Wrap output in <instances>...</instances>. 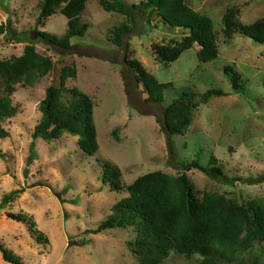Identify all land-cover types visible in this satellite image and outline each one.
I'll use <instances>...</instances> for the list:
<instances>
[{"label": "rangeland", "instance_id": "rangeland-1", "mask_svg": "<svg viewBox=\"0 0 264 264\" xmlns=\"http://www.w3.org/2000/svg\"><path fill=\"white\" fill-rule=\"evenodd\" d=\"M44 0H0V24L12 22V31L0 35V60L23 54L34 44L53 59L54 68L33 86L18 84L13 95L15 116L3 125L8 136L0 139V205L12 191L21 192L0 208V241L26 264H141L132 243V227H116L94 234L107 221L114 206L128 196L127 187L154 171L178 175L192 161L209 166L218 159L229 181L213 179L198 169L187 172L197 194L216 192L249 205L264 200V44L236 33L223 34V16L237 9L238 18L251 24L264 18V0H186L209 16L218 33L219 56L210 62L198 58V44L168 65L156 58L155 44L182 40L189 30L172 27L158 14L136 12V29L119 47L109 41L112 31L126 22L125 15L109 12L100 0H88L81 23L89 25L85 36L72 38L77 50L63 49L40 36L47 31L62 37L68 19L58 12L40 23ZM140 4L147 0H124ZM80 53H85L82 55ZM139 60L160 82L171 83L163 103L147 102L125 55ZM64 66L77 69L66 86L87 94L94 105L99 150L83 152L79 137L68 133L53 141L35 139L40 123V103L50 86L59 87ZM231 75L239 78L235 91ZM220 89L224 96L205 102L203 94ZM128 93V94H127ZM184 93L198 104L192 123L183 134L170 135L164 109ZM119 170L115 190L104 181V165ZM9 213L26 214L36 223L19 222ZM264 241L241 254L237 262L215 259L213 264H263ZM0 264H10L3 259ZM161 264H206L200 255L186 257L171 252Z\"/></svg>", "mask_w": 264, "mask_h": 264}, {"label": "trees", "instance_id": "trees-1", "mask_svg": "<svg viewBox=\"0 0 264 264\" xmlns=\"http://www.w3.org/2000/svg\"><path fill=\"white\" fill-rule=\"evenodd\" d=\"M87 1L44 0L40 23L61 12L68 19V28L62 37L47 31H41L40 36L63 49L77 50L71 40L85 36L89 29L88 24L81 23ZM100 3L105 10L121 13L127 18L126 22L115 27L109 37V41L119 47L123 46L125 37L135 31L136 12L144 7L148 10V19L158 14L170 26L189 30L182 40L172 39L166 44L154 45L156 58L160 62L168 65L177 61L194 44L200 47L198 58L201 62H210L219 56L218 33L213 20L190 7L186 0H147L139 5L128 4L124 0H100ZM223 23L226 38L231 39L240 33L264 44V18L246 24L238 18L237 9H230L223 16ZM11 31L10 20L0 24V35ZM125 62L135 72L136 82L147 95L146 101L163 103L165 90L172 84L160 82L129 53L125 55ZM53 68V59L38 52L33 43L26 45L22 55L0 60V139L8 136L3 123L17 113L12 98L16 86H33ZM231 72L232 68L226 66L225 73L231 76L233 88L237 91L240 88L239 78L231 75ZM76 77L75 67L64 66L60 86L47 88L40 103L42 117L35 128L34 138L53 141L68 133L79 137L78 143L83 152L94 155L99 150V144L92 100L78 88L66 86L68 78ZM224 95L226 93L220 89H209L203 94V99L209 102L215 96ZM185 97L186 93L164 109V121L157 119L159 123H164L170 135L185 133L192 123L193 111L198 108V104ZM217 164L218 159L212 156L209 166L192 161L184 164L183 171L178 175L158 170L140 176L127 187L128 196L114 206L109 219L92 233L98 234L116 227H132L137 233V240L131 245L140 257L141 264H161L171 252L186 257L200 255L206 264H213L217 258L237 262L241 254L264 241V200H254L245 205L235 198L209 191L200 197L187 172L198 169L213 179L229 181ZM104 168V181L110 182L115 190H121L119 170L108 163ZM20 192L16 190L6 195L0 208L10 204ZM8 216L19 222H29L38 240H42L31 217L24 213H9ZM0 251L6 262L26 264L21 256L1 241Z\"/></svg>", "mask_w": 264, "mask_h": 264}]
</instances>
